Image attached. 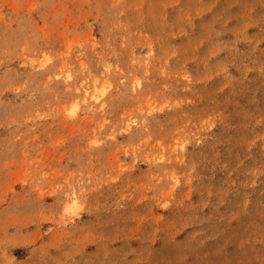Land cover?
<instances>
[{"label":"rangeland","instance_id":"rangeland-1","mask_svg":"<svg viewBox=\"0 0 264 264\" xmlns=\"http://www.w3.org/2000/svg\"><path fill=\"white\" fill-rule=\"evenodd\" d=\"M0 264H264V0H0Z\"/></svg>","mask_w":264,"mask_h":264}]
</instances>
